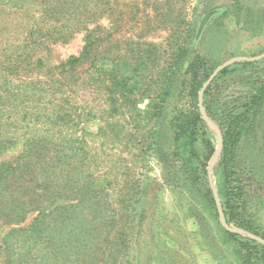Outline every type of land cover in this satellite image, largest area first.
<instances>
[{
  "label": "rangeland",
  "instance_id": "374dc122",
  "mask_svg": "<svg viewBox=\"0 0 264 264\" xmlns=\"http://www.w3.org/2000/svg\"><path fill=\"white\" fill-rule=\"evenodd\" d=\"M41 1L0 0V202L6 205L0 208V264H244L219 215L226 191L218 168L221 141L205 109L215 145L208 167L213 164L218 216L180 164L181 178L173 179L153 152L145 154L154 125L146 112L158 77L204 13L237 0L55 1L91 9L81 19L71 14L72 4L63 16L47 15ZM240 1L242 17L249 11L254 19L249 29L230 14L224 26L190 45L191 56H206L216 69L264 52V0ZM225 25L228 33L221 35ZM87 29L97 37L91 60L60 73L58 65L81 52ZM253 62L233 63L234 70L219 78L216 105L246 92L243 77H264V58ZM133 70L139 82L131 83L137 92L128 103L109 73ZM185 92L175 98L176 110L190 106ZM261 140L262 131L240 160L261 173L250 183L264 231ZM16 198L23 202L18 216H1Z\"/></svg>",
  "mask_w": 264,
  "mask_h": 264
},
{
  "label": "trees",
  "instance_id": "16d2710c",
  "mask_svg": "<svg viewBox=\"0 0 264 264\" xmlns=\"http://www.w3.org/2000/svg\"><path fill=\"white\" fill-rule=\"evenodd\" d=\"M9 1L19 2L21 0ZM55 1L57 0L41 1L44 4L43 10L47 15L63 16L70 9H73L71 14L78 19L82 18V14L91 15V9H80L77 4L74 5L71 2L58 1L56 3ZM83 1L85 0H79L82 6H84ZM72 2L76 1L72 0ZM70 4L75 8H70ZM235 4L233 7H219L207 11L196 25L193 24L194 27L189 28L187 36L181 44H178L171 61L168 62V65L163 69V73L158 77L157 81L161 84L155 93L151 109L149 108L146 112L150 121L154 120V125L149 133L150 140H147L145 154L153 152L166 167L168 173L172 174L173 179L180 180L179 171L183 170L187 182L199 186L203 190V195L209 199L217 216L218 207L215 203L207 172L209 160L215 152V145L209 135L205 113L199 106V92L214 71L216 64L211 63L206 56L199 53L191 56L189 47L199 42L201 36L209 30H213L215 25L224 26L222 21L230 14L234 15L238 22L243 21L244 28L249 29V25L251 26L254 21L253 17L251 18V13L247 11L245 16L242 17L243 7L241 1L237 0ZM64 7H67L66 11H63ZM53 30H57V27H53ZM87 30L88 33L81 52L77 55H71L65 62L60 63L58 65L60 73L75 71L79 65L91 60L97 37L95 36V29ZM219 32L221 35L223 33L227 34L228 27L225 25L224 29ZM253 64V61H238L233 65L248 67ZM233 70V66L229 65L221 70L208 84L203 94V108L206 111L207 118L214 123L221 134V153L218 168L221 170L225 181L226 191L223 211L226 220L228 224H233L264 239L259 206L254 203L250 183L251 178L260 176L261 173L257 167L250 165L247 161L240 160L242 150L257 140L260 131H262V140L261 143L256 144L259 147L256 148L264 155V77L248 75L243 77L240 79V83L246 88V92L216 105L218 95L215 89L218 86V80ZM109 75L111 86L122 89L124 101L131 103L130 99L127 98L134 96L137 92L136 85L131 84L139 82L137 79L135 80L138 75L137 70H133L132 74L126 76L118 75V73L112 76V72ZM185 91L192 98L191 103H189L190 106L176 110L175 98L179 94H186ZM57 154L56 160H59ZM176 162L180 164V170L178 171L175 169ZM7 168L10 171L14 170V167ZM8 169L4 170L7 174L11 173L7 172ZM35 192L39 196H43L45 193L43 191ZM11 204L13 210H8L9 212H6L5 215H1L4 218L9 217L10 214L18 216L16 210L18 207H22L23 202L16 198ZM35 204V208L39 209V214H41L43 210L40 208V204ZM4 207H6L5 202H0V208L5 209ZM5 222H14V219H5ZM35 227L37 228V226H34V230ZM13 231L17 230L14 229ZM226 234L233 239L235 249L240 254L244 264H264L263 243L252 237L238 235V233L228 230H226Z\"/></svg>",
  "mask_w": 264,
  "mask_h": 264
},
{
  "label": "water",
  "instance_id": "95a60500",
  "mask_svg": "<svg viewBox=\"0 0 264 264\" xmlns=\"http://www.w3.org/2000/svg\"><path fill=\"white\" fill-rule=\"evenodd\" d=\"M264 58V52L259 54V55H256V56H253V57H244V56H240V57H234V58H231V59H228L227 61L223 62L221 65H219L210 75V77L205 81V83L203 84L200 92H199V106L200 108L202 109L203 111V94H204V91L206 89V87L208 86V84L218 75V73L223 70L224 68L228 67L229 65H232L233 63L235 62H238V61H257V60H260ZM219 137H220V141H221V134L219 133ZM212 170H213V164H210L209 167H208V175H209V179H210V184L213 188V193L215 195V197L217 198V200L219 199V194H218V191L215 187V184H214V181H213V175H212ZM219 201V200H218ZM219 215H220V218H221V222L223 224V226L228 230V231H237L239 230L238 228L236 227H232V226H229L227 224V220H226V217H225V214H224V211H223V207L221 205V203H219ZM244 233L250 235L252 238L256 239L257 241L261 242L264 244V239L258 235H255V234H249L248 232L242 230Z\"/></svg>",
  "mask_w": 264,
  "mask_h": 264
}]
</instances>
